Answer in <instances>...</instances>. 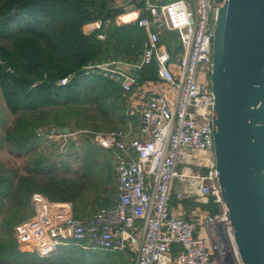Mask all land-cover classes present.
I'll return each mask as SVG.
<instances>
[{
	"label": "built area",
	"instance_id": "2783aa9c",
	"mask_svg": "<svg viewBox=\"0 0 264 264\" xmlns=\"http://www.w3.org/2000/svg\"><path fill=\"white\" fill-rule=\"evenodd\" d=\"M140 6L137 19L146 31L138 63L113 61L109 70L125 90L135 84L116 68L124 63L139 69L155 62L159 79L149 81L153 94L130 107H140V120L96 136L100 146L114 149L118 176L115 206L90 216L75 217L69 202L52 201L35 192L34 215L15 226L19 246L48 256L61 245L78 244L101 251L130 248L134 264H167L175 244L180 246L175 264H244L218 183L212 127L214 95L211 71L217 0H128ZM102 26L94 20L93 29ZM174 33L181 45H176ZM101 38L105 36L100 35ZM178 47V48H177ZM109 65V64H108ZM68 78L62 80L66 83ZM138 105V106H137ZM38 136L56 137L55 130H37ZM179 165H182L179 168ZM191 165L197 167L194 169ZM206 167V172L201 169ZM175 180L198 188L220 206L207 215L212 241L195 231V223L170 213ZM184 196L183 192L178 194Z\"/></svg>",
	"mask_w": 264,
	"mask_h": 264
},
{
	"label": "trees",
	"instance_id": "16d2710c",
	"mask_svg": "<svg viewBox=\"0 0 264 264\" xmlns=\"http://www.w3.org/2000/svg\"><path fill=\"white\" fill-rule=\"evenodd\" d=\"M92 11L97 12V19ZM124 11L114 0H0V88L7 109L15 116L2 141L14 145L18 153L36 154L42 144L37 135L41 126L53 123L72 132L74 128L97 130L104 125L123 128L129 121H138L127 113L129 96L137 86L159 79L156 63L139 69L132 91L125 90L121 80L111 74L89 67L113 59L140 60L146 31L137 22L118 25L115 19ZM98 19L101 28L84 32L86 23ZM65 78L68 81L62 83ZM76 141L70 138V146ZM82 143L87 160L80 176L67 174L71 171L67 160L49 162L43 155L29 161L23 172L0 164V264L132 262L129 249L101 254L69 244L43 257L35 250L19 248L15 226L34 213L30 203L34 192L53 201H72L78 218L116 205L118 176L113 180L106 174L103 183L111 185L107 189L110 194L90 213L87 190L98 181V173L103 178L104 168L94 169L103 150L92 144L89 135ZM110 151L116 158L115 150ZM97 199L103 200L100 196ZM210 206L212 214L219 212L213 199ZM179 248L175 244L173 252L177 254Z\"/></svg>",
	"mask_w": 264,
	"mask_h": 264
},
{
	"label": "water",
	"instance_id": "95a60500",
	"mask_svg": "<svg viewBox=\"0 0 264 264\" xmlns=\"http://www.w3.org/2000/svg\"><path fill=\"white\" fill-rule=\"evenodd\" d=\"M116 68L138 74L121 62ZM211 83L215 164L235 243L244 264H264V0L219 7Z\"/></svg>",
	"mask_w": 264,
	"mask_h": 264
},
{
	"label": "rangeland",
	"instance_id": "374dc122",
	"mask_svg": "<svg viewBox=\"0 0 264 264\" xmlns=\"http://www.w3.org/2000/svg\"><path fill=\"white\" fill-rule=\"evenodd\" d=\"M217 1H220L221 3L224 2V0H217ZM94 30H96V29H93V27L91 26L90 29H87L86 31L92 32ZM174 39H175L176 45L180 46L181 42H180V39L178 38V35L176 33H174ZM140 60H141V56H140ZM113 61H121V60L113 59V60H109V61L100 62V64H105L104 67L109 68V66H113L111 64ZM122 62H125V61H122ZM138 62H133V63H138ZM125 63H130V62H125ZM100 69L111 74L109 72V70H107V69H104V68H100ZM140 86L141 85L134 88L135 89L134 91H136V89ZM129 91H132V90H129ZM140 97L139 96L135 97V100L139 101ZM139 108L140 107H136V108L128 107L127 108V113L130 116H136L138 118L137 122L132 121L135 125H137L139 123V120H140ZM14 118H15V116L6 107V104H5L3 95H2V91L0 88V164L4 165L5 168L19 169L22 172L25 168V165H27L29 161L31 162L32 159L43 155L44 158H46L49 162L57 161V162H59V164H61L60 163L61 160H67L68 163L70 164V167H71L70 168L71 171L68 172L67 174L73 175V176H80L82 171L85 169L84 164L86 163V160H87V158H86L87 155H86V151L83 147L82 139L85 138V135H89L92 144H94L95 146H97L103 150V153L98 155V159L96 160L97 165L94 167V169L96 171L104 168L103 178L101 179V177H100L101 173H98V178H99L98 181H96L93 188H88V190H87V197L90 198V200H91V204H90L91 208H89L90 213H92L95 209H99V206L105 201V199L108 198V196L110 194V191H107V189L110 190L111 185H109V184L105 185L103 183L104 178H106V174L112 176L113 180L114 179L117 180V174H116V158L114 157L113 153L110 151L111 149L105 148V147L99 145V143L96 140V136L100 133H104V132L113 130L115 128H110L107 125H104L103 128L97 129V130H91L90 128H84V129L78 130V129L74 128L73 131L71 132V129L68 127L70 129L69 134H63V133L58 134L56 132L58 134V136H56V137H48V135L46 136V135L42 134L40 136V137H42V139H41L42 144L38 147V150H37L38 152L36 154L30 153L31 151H29V152L23 151L21 153H18V149L16 147H14V145H10L9 143L1 140L2 137L4 136L5 128L9 127L12 124ZM56 128H61V127H55L54 124L52 123L49 125L41 126L38 128V130L43 129V130H46L48 132L51 130H55ZM70 138L77 140L75 143V146H73V147L70 146L71 145ZM67 154H70V156H67ZM39 193H41V192H39ZM41 194H43V193H41ZM44 196H46V195H44ZM98 196L103 198V200L97 199ZM63 202L71 203L73 214H74L73 202L72 201H63ZM30 203H31V200H30ZM31 207L34 211L32 204H31ZM33 215H34V213L31 216H29L27 219L31 218ZM27 219H25V220H27ZM15 237H16V234H15ZM18 245H19V243H18ZM67 245H69V244H67ZM61 246H65V245H61ZM19 248L21 250H28V248H21V246H19ZM58 248L56 250H54L51 253V255L54 254L55 252H57ZM126 249H129L133 253L132 262L130 264H134V262H135L134 251H132L129 247ZM126 249L118 250V251H125ZM96 252L101 253V254L106 253V251H101V250H98ZM48 256H50V255H48ZM43 257H47V256H43Z\"/></svg>",
	"mask_w": 264,
	"mask_h": 264
},
{
	"label": "crops",
	"instance_id": "0c3cea01",
	"mask_svg": "<svg viewBox=\"0 0 264 264\" xmlns=\"http://www.w3.org/2000/svg\"><path fill=\"white\" fill-rule=\"evenodd\" d=\"M154 1H157V0H154ZM114 5L117 7L124 8L125 10L123 13L118 15L115 19L118 25H125V24L136 22L138 17L142 15L140 6L130 3L128 0H114ZM92 23L93 21L88 22L84 25L83 27L84 32L89 33L86 30L90 29V27L92 26ZM153 86L154 85L151 86V84L148 81V82H145L140 87H138L136 91H134L131 94L128 100V107H130L131 105H135V103L137 102L135 100V97L137 96L143 97L146 95L156 93L152 91V89H154ZM191 166L194 169H197L196 166L194 165H191ZM181 167L182 165H179V168ZM201 170L203 172H206L207 168L204 167ZM180 192L184 193L183 197H180L178 195ZM210 203H211V198L205 199L199 193L198 188L189 185V183L185 181H179V180L174 181L173 187H172V199L170 201V209H169L170 213L182 215L192 220L196 225L195 227L196 233L204 237L207 240V243L209 246L211 245V241H212V227L207 222L206 218H207V215L212 212L210 209L211 207ZM175 257H176V253L172 252L169 256V260L167 264H175Z\"/></svg>",
	"mask_w": 264,
	"mask_h": 264
}]
</instances>
